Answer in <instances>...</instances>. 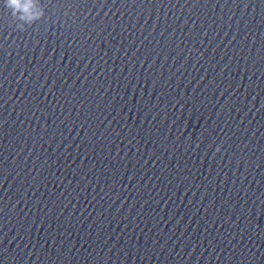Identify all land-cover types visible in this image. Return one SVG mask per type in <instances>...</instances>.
<instances>
[{
    "label": "clouds",
    "instance_id": "9594fccd",
    "mask_svg": "<svg viewBox=\"0 0 264 264\" xmlns=\"http://www.w3.org/2000/svg\"><path fill=\"white\" fill-rule=\"evenodd\" d=\"M6 7L12 9L14 13L22 11L24 15L20 18L26 23H32L43 15L42 11H34V0H27L25 4H22L21 0H6ZM217 151H219V148H217Z\"/></svg>",
    "mask_w": 264,
    "mask_h": 264
}]
</instances>
